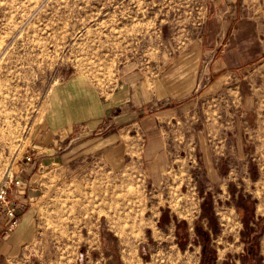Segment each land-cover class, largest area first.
<instances>
[{
  "label": "rangeland",
  "instance_id": "374dc122",
  "mask_svg": "<svg viewBox=\"0 0 264 264\" xmlns=\"http://www.w3.org/2000/svg\"><path fill=\"white\" fill-rule=\"evenodd\" d=\"M240 5L246 16L264 21V0H0V185L15 176L23 178L21 167L30 161L27 157L33 158L38 130L64 82L109 84L125 67L146 68L204 34L212 48L222 35L224 20H235ZM255 38L253 29L244 37L243 45L254 43L245 48V60L259 56ZM263 63L252 67L250 71H256L252 75L242 72L240 62L234 71L240 78V96L257 100L260 114ZM103 132L74 140L72 146L79 145L82 152L43 173L45 185L32 206L29 240L37 251L32 258L52 259L50 264H66L76 255L79 264H213L217 251L213 245H224L228 248L220 253L231 264H264L262 234L253 233L255 228L264 231L263 183L262 207L259 198L244 193L242 186L229 183L227 192L221 193L220 186L210 185L204 170L179 172L192 179L199 175L198 186L186 185L183 178L175 188L171 162L157 168L159 161L151 160L146 133L122 128V138L136 149L125 153L126 145L121 149L116 139L107 144L99 137ZM249 175L264 176V168L256 165ZM237 181L243 182L241 177ZM196 190L204 195L202 200L182 209L195 214L191 217L195 248L181 249L183 239L191 235L184 230L174 234L176 221L167 216L169 211L177 216L171 195ZM212 191L221 193L218 200ZM157 207L162 216L153 220L164 227L156 231L147 225ZM207 213L213 217L209 225L214 237L201 226ZM189 254L196 261L189 260Z\"/></svg>",
  "mask_w": 264,
  "mask_h": 264
},
{
  "label": "crops",
  "instance_id": "0c3cea01",
  "mask_svg": "<svg viewBox=\"0 0 264 264\" xmlns=\"http://www.w3.org/2000/svg\"><path fill=\"white\" fill-rule=\"evenodd\" d=\"M238 9L240 14L235 20H224L222 35L217 37L212 48H208L209 37L204 34L194 44L171 51V56L164 54L157 63L153 62L146 68L125 67L109 84L96 87L80 79L64 82L56 90L54 103L38 130L33 146L34 156L21 167L23 184L15 188L11 195L20 224L10 229L7 218L0 220V264H50L52 259L31 257L37 251L33 252L35 245L29 240L34 224L32 206L45 185L43 173L64 165L72 154H80L79 145L72 146V142L95 131H104L99 137L107 140V144L116 139L121 149V145H126L123 149L125 153L136 149L124 141L122 128L129 127L135 134L140 131L146 133L151 139V160L159 161L157 168L162 166L163 169L171 162V186L179 187L181 179L185 178L186 185L191 182L197 187L199 175L192 179L179 172L204 170L210 185L220 186L221 193L227 192L229 183L242 186L244 193L252 192L259 198V206L262 207L263 193L259 187L264 184V176H250L249 173L256 165L259 170L264 168V141L261 140L264 139V110L260 114L255 109L257 100L240 96V78L234 71L240 62L242 72L252 75L256 72L250 71L252 67L264 61V21L246 16L242 12L243 5ZM252 29L259 48V56L253 58L256 61L245 60L243 55L245 48L250 49L254 45H243L246 42L244 37ZM224 42L225 47L221 48ZM241 58L245 61L242 62ZM115 126L122 127L117 131ZM114 148H111V153ZM240 177L241 183L237 181ZM231 180L235 181L231 183ZM197 190L196 193L177 192L178 195H171V201L176 203L177 216L175 218L171 211L167 216L176 221L174 234L184 230L191 235L187 240L183 239L181 249L195 248L192 238L195 227L191 218L195 214L190 209H182L191 207L188 202L202 200L204 195L200 196ZM221 193L212 191L210 194L218 200L217 195ZM161 210L159 207L153 209L148 219L147 226L156 231L164 227L160 220L161 226L153 220L161 218ZM260 214L264 215L263 212ZM252 217L257 219L255 215ZM212 218L208 213L202 216L201 226L204 232L214 237L209 225ZM173 222L167 224L171 227ZM247 223L251 224L249 220ZM253 231L254 234H262L259 246L262 249L264 231L257 232L256 228ZM223 233H226L225 229ZM254 234H251L252 239ZM227 248L213 245V249L217 250L213 264L232 263L224 257V253H220ZM77 258L79 255L76 258L73 256L71 261L67 259L66 264H79ZM188 259L196 261L191 254Z\"/></svg>",
  "mask_w": 264,
  "mask_h": 264
},
{
  "label": "built area",
  "instance_id": "2783aa9c",
  "mask_svg": "<svg viewBox=\"0 0 264 264\" xmlns=\"http://www.w3.org/2000/svg\"><path fill=\"white\" fill-rule=\"evenodd\" d=\"M27 159L30 160L31 157ZM22 184L23 179L15 176L0 185V220L7 218L10 229H15L20 224V217L17 215V208L11 200V195L13 190Z\"/></svg>",
  "mask_w": 264,
  "mask_h": 264
}]
</instances>
